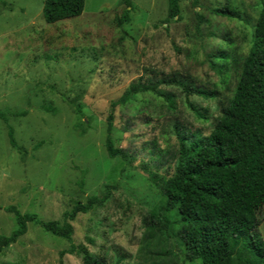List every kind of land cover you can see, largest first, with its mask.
<instances>
[{
  "label": "rangeland",
  "instance_id": "obj_1",
  "mask_svg": "<svg viewBox=\"0 0 264 264\" xmlns=\"http://www.w3.org/2000/svg\"><path fill=\"white\" fill-rule=\"evenodd\" d=\"M45 1L0 0V115L6 118L0 119V237L18 227L11 206L62 223L66 212L92 196L103 198L110 187L102 206L70 222L75 246L108 264H202L185 261L179 237L148 228L166 200L139 166L151 163L153 152L176 148L175 121L205 135L213 130L236 91L264 0H180L174 19L168 0H132L130 22L122 26V0H86L81 16L54 24L45 21ZM226 6L241 17L211 12ZM221 52L231 56L223 75L216 68L223 64L216 58ZM172 79L217 98L187 96L181 86L167 84L158 86L161 96H132L115 109L113 139L136 162L110 159L113 103L139 81ZM160 173L173 169L166 165ZM168 217L178 232V217ZM258 217L264 241V208ZM70 246L28 223L0 264H84L79 253L61 256Z\"/></svg>",
  "mask_w": 264,
  "mask_h": 264
},
{
  "label": "trees",
  "instance_id": "obj_2",
  "mask_svg": "<svg viewBox=\"0 0 264 264\" xmlns=\"http://www.w3.org/2000/svg\"><path fill=\"white\" fill-rule=\"evenodd\" d=\"M169 19L180 15V0H168ZM123 15L119 26L130 22L132 0H122ZM86 0H46L44 18L48 24L79 17L85 10ZM217 16L239 19L233 7L213 9ZM216 58L223 64L216 66L219 73L228 70L231 56L221 52ZM237 64L236 59H232ZM161 84L178 85L187 96L196 95L211 100L216 92L185 85L175 79L154 83L141 81L133 84L118 101L113 103L108 119L106 150L110 159H121L132 166L136 156L128 150L115 148L113 139L114 112L118 105L126 104L132 96L153 93L160 95ZM174 106L173 100L165 96ZM193 111L200 119L205 115L196 107ZM24 113L17 114L23 116ZM6 120L0 115V119ZM176 148L153 152L151 163L142 164V170L157 185L166 202L160 214L152 213L150 231H164L169 237H179L184 247L186 262L202 264H264V241L258 231L259 211L264 208V4L253 31L252 47L245 58L233 98L222 109L213 130L203 134L175 121ZM11 145L17 148L13 130L9 132ZM154 148L156 145L154 144ZM159 152H163L158 150ZM171 164V165H169ZM171 175L160 171L166 166ZM103 197L92 196L86 205L78 204L72 212L64 214V221L44 222L35 214H22L15 206L7 208L17 221V229L10 236L0 237V255L26 235L28 223L40 226L46 233L71 244L61 253H79L84 264H108L105 259L91 255L85 246L73 244L75 221L79 214H86L102 206L110 196V187ZM174 212L181 225L178 232L170 227L168 215Z\"/></svg>",
  "mask_w": 264,
  "mask_h": 264
}]
</instances>
